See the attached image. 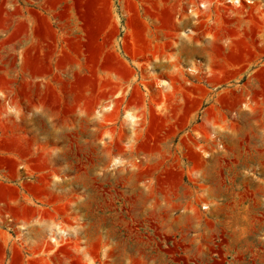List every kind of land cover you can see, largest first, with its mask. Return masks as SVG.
<instances>
[{"label": "rangeland", "instance_id": "obj_1", "mask_svg": "<svg viewBox=\"0 0 264 264\" xmlns=\"http://www.w3.org/2000/svg\"><path fill=\"white\" fill-rule=\"evenodd\" d=\"M117 3L0 0V264H264V0L186 4L140 76Z\"/></svg>", "mask_w": 264, "mask_h": 264}, {"label": "crops", "instance_id": "obj_2", "mask_svg": "<svg viewBox=\"0 0 264 264\" xmlns=\"http://www.w3.org/2000/svg\"><path fill=\"white\" fill-rule=\"evenodd\" d=\"M193 1L194 0H117V4L120 5V10H123L126 16L132 17V27H124L123 35L120 39L121 47L129 42L132 53L127 61L139 76L145 71V66L150 67L152 65L149 73H156L157 63H155L152 49L155 48V43L157 44L158 40L155 39L152 42V38H155L156 33H178L179 28L185 25L183 19L186 18L184 8L186 4ZM158 5H161L162 7L159 8ZM128 31L132 32L134 37L129 35V37L125 38ZM134 38L136 40H134ZM125 55L127 56V53H125ZM134 64L136 66H133ZM151 109L153 108H148V113H151ZM169 113L175 112L169 111ZM179 123L180 124H175L171 127L170 132L162 133L161 136L163 137V140L158 143L163 145L172 140L176 134L174 132L175 129H182L180 126L185 125L183 129L186 130L189 121L186 119V121ZM134 126H136L135 128L138 131L136 136L140 138L142 136L141 130L143 129V123L137 120L136 122L134 121L132 128ZM143 130L146 131V128ZM155 138V134H143V139L146 141H151ZM26 236L27 235H23L22 240H24L23 238H26ZM53 236L55 237L54 241L51 240V237ZM68 236V234H51L49 235V240L52 242L62 241L63 237L66 238Z\"/></svg>", "mask_w": 264, "mask_h": 264}, {"label": "bare ground", "instance_id": "obj_3", "mask_svg": "<svg viewBox=\"0 0 264 264\" xmlns=\"http://www.w3.org/2000/svg\"><path fill=\"white\" fill-rule=\"evenodd\" d=\"M232 2H233L235 5H237V4L239 3V0H232ZM126 121H127V123H129V125H131V124L133 123V118H132L129 114H127V116H126ZM113 167H114V168L119 167V162H115V163L113 164Z\"/></svg>", "mask_w": 264, "mask_h": 264}]
</instances>
